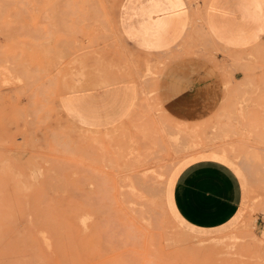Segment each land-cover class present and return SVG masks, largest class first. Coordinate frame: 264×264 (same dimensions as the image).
Returning a JSON list of instances; mask_svg holds the SVG:
<instances>
[{
  "label": "rangeland",
  "instance_id": "obj_1",
  "mask_svg": "<svg viewBox=\"0 0 264 264\" xmlns=\"http://www.w3.org/2000/svg\"><path fill=\"white\" fill-rule=\"evenodd\" d=\"M121 2L0 0V264H264L261 1L190 0L187 35L161 53L128 43ZM118 82L138 95L116 126L63 108ZM208 157L233 161L246 192L214 234L171 198Z\"/></svg>",
  "mask_w": 264,
  "mask_h": 264
},
{
  "label": "crops",
  "instance_id": "obj_2",
  "mask_svg": "<svg viewBox=\"0 0 264 264\" xmlns=\"http://www.w3.org/2000/svg\"><path fill=\"white\" fill-rule=\"evenodd\" d=\"M173 1L182 4L156 11L154 3L164 8V1L122 0L119 27L128 43L148 53H161L175 47L190 29L193 10L190 0ZM260 1L264 10V0ZM233 17L239 18L238 13ZM176 18L183 19L185 25L179 28L170 25L169 22ZM167 26L169 30H166ZM262 28L254 44L264 37V25ZM160 36H167L170 44H163ZM110 86L111 90L107 86V93L95 98L92 96L94 99L82 93L71 95L70 102L63 99V108L81 124L116 126L129 116L138 93L131 83L118 82ZM245 195L244 184L234 162L208 157L192 161L180 171L174 181L171 198L176 213L188 226L214 234L236 218Z\"/></svg>",
  "mask_w": 264,
  "mask_h": 264
}]
</instances>
